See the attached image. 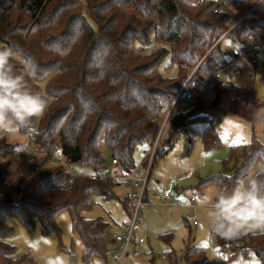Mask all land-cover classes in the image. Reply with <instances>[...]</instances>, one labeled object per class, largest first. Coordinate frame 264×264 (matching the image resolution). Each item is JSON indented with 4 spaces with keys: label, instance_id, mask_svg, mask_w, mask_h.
I'll return each instance as SVG.
<instances>
[{
    "label": "trees",
    "instance_id": "16d2710c",
    "mask_svg": "<svg viewBox=\"0 0 264 264\" xmlns=\"http://www.w3.org/2000/svg\"><path fill=\"white\" fill-rule=\"evenodd\" d=\"M231 8L241 14L251 10L223 36L236 21ZM259 32L264 33V0H0V48L12 47L35 62L37 73L30 83L49 101L38 129L29 136L41 155L24 160L11 176L12 162L3 157L16 151L15 144L0 136V264H42L29 253L15 254L16 246L4 239L13 233L11 216L30 232L39 222L44 234L60 237L56 217L61 211L69 213L80 236L82 259H106L112 224L83 212L94 206L96 195L114 198L118 184L85 174L72 177L54 155L99 172L108 170L104 144L112 160L133 168L135 154L153 146L188 69L195 70L185 79V92L197 77L212 76L228 64L224 40L251 45L264 41ZM153 39L160 45L147 51ZM167 55L177 66L175 76L161 72ZM256 72L257 59H244L233 71V82L215 79L213 84L218 98L234 88L230 110L250 121L260 105ZM179 100L164 124L152 166L189 122L204 117L194 114L201 102L181 111L176 109ZM35 121L20 132L29 131ZM203 140L206 146L220 143L210 123ZM192 142L188 135L187 148ZM242 156L233 173L224 167L201 184H228L246 173L253 160L264 158V144L253 137ZM123 204L126 209L124 199ZM218 243L244 254L253 251L264 264V232L235 239L218 236ZM68 252L72 256L73 248ZM168 255L176 258L173 251ZM183 257L202 260L206 252L189 248Z\"/></svg>",
    "mask_w": 264,
    "mask_h": 264
},
{
    "label": "rangeland",
    "instance_id": "374dc122",
    "mask_svg": "<svg viewBox=\"0 0 264 264\" xmlns=\"http://www.w3.org/2000/svg\"><path fill=\"white\" fill-rule=\"evenodd\" d=\"M247 8L244 9V12ZM233 10L234 20H238L244 13ZM232 20V17L231 19ZM235 21V22H236ZM160 43L152 40V46L147 51L159 47ZM223 45L227 51L228 64L231 71H235L238 62L244 60L232 56V46H246L237 44L232 39H226ZM262 64L264 75V55L257 59ZM161 72L167 76L177 74V66L171 63V56L167 55L160 65ZM194 68L188 69L186 77L191 76ZM185 79L181 82L184 84ZM215 78L212 76H199L193 81L186 92H194L189 99H180L176 109L184 111L199 101L203 106L195 110V115L204 116L189 122L186 130L181 132L170 147L165 145V154L156 158L147 183L146 200L140 209L141 224L135 231V237L144 239L142 246L131 244L129 254L125 256L122 264H261L260 258L250 251L244 254L239 248H221L218 235L206 227L204 209L200 202L205 193L218 186L217 184L202 185L203 179L210 175L220 173L227 167L229 174L243 162V152L248 150L253 137L264 144V130H258L253 122L233 113L230 110V100L235 96L234 88L223 92L218 98V92L213 86ZM44 86V83H42ZM256 97L260 105L257 110L264 108V76L256 79ZM40 119L36 118L34 126L27 132L15 135L0 134L15 144L16 151L8 152L3 158L12 162L9 176L26 159L39 157L41 152L36 150L30 137L39 127ZM210 123L220 138L217 145L206 146L203 140L205 125ZM163 124V123H162ZM235 125L242 126L236 128ZM188 135L193 138L191 148H187ZM165 136H168V134ZM243 136L247 143H235ZM108 172L112 169V155L103 144ZM0 158V161L3 159ZM141 158L138 152L135 161ZM76 169L83 173H92L90 169L76 165ZM154 189H158L155 193ZM115 197L105 199L101 195L95 196V204L90 210L83 212L87 218L103 217L111 222L112 227L106 235V244L109 254L106 259L96 258L92 263L82 259L83 243L80 236L72 228V221L67 211H61L56 221L61 228V236L47 235L41 231L38 222L34 232L24 227L16 216L9 218L13 233L4 239L16 246L15 254L29 253L42 264H117L119 258V243L115 240L116 233L122 232L119 224L129 222V216L123 204L127 187L115 185ZM165 192L170 194L169 199H163ZM196 197L194 203L191 198ZM261 233V232H256ZM249 233V234H256ZM246 234V235H249ZM194 247H203L206 258L202 260L187 261L183 257L185 250ZM73 248V255L68 250ZM169 251L176 253V258L169 257Z\"/></svg>",
    "mask_w": 264,
    "mask_h": 264
},
{
    "label": "clouds",
    "instance_id": "9594fccd",
    "mask_svg": "<svg viewBox=\"0 0 264 264\" xmlns=\"http://www.w3.org/2000/svg\"><path fill=\"white\" fill-rule=\"evenodd\" d=\"M37 68L12 47L0 48V134H18L33 118L44 115L48 98L30 83ZM252 122L264 130V108L253 113ZM200 206L206 227L222 238L264 232V158L253 160L247 172L230 183L210 189Z\"/></svg>",
    "mask_w": 264,
    "mask_h": 264
},
{
    "label": "built area",
    "instance_id": "2783aa9c",
    "mask_svg": "<svg viewBox=\"0 0 264 264\" xmlns=\"http://www.w3.org/2000/svg\"><path fill=\"white\" fill-rule=\"evenodd\" d=\"M250 10L251 8L247 9L246 12L242 16H240L238 20L223 34V36L226 33L230 32L235 24L241 22L243 20V17L247 15ZM259 33L261 36L264 37V33L261 32ZM248 46L251 49V51H249L246 46H236V45L232 46V56L235 58H242V59H248V58L258 59L259 57L264 55L263 40L252 42L251 45ZM256 76L258 79H262L264 76L262 72V64L260 62L257 63ZM190 77H192V75L188 76V79ZM213 77L215 79H220L223 83L233 82V72L231 71L230 65L229 64L223 65L219 70H217L213 74ZM187 80L184 82L179 92L177 93L176 98L172 106L170 107L167 115H169L172 107L174 106L175 102L178 99L185 100L193 96L194 92L192 91L185 92ZM166 120H167V116L162 124L160 132L157 138L155 139L153 146L149 147L148 149H143L138 153L141 159L139 160V162H136L133 168H127L126 166L122 165L119 160L113 159L112 169L110 172H108L107 170H103L99 172L83 173L76 169V164L69 163L67 160L62 158L58 153L54 155L55 158L57 159V162L62 164L65 167V169L71 174L72 177L78 174H85L87 176H90L92 179H103V180L112 179L118 185L124 184L127 187V192L124 196V200L126 204V211L129 216V222L125 223L123 225L122 232L116 234L115 236L116 240L119 243V248H120L117 264H122L125 256L129 254V246L131 244L142 246V244L144 243V239L142 237L139 238L138 240L136 239L135 231L139 228L141 224L139 213L141 207L143 206L146 200V191H147V183L149 180V174L155 156L158 140ZM145 158L147 159L146 164L143 162ZM70 182H72V180ZM154 191L155 193L159 192L158 189H154ZM162 198L167 200L170 198V194L168 192H165ZM195 201H196V197H192L191 202L194 203ZM70 264H75V263L71 261Z\"/></svg>",
    "mask_w": 264,
    "mask_h": 264
},
{
    "label": "snow or ice",
    "instance_id": "6c2138e0",
    "mask_svg": "<svg viewBox=\"0 0 264 264\" xmlns=\"http://www.w3.org/2000/svg\"><path fill=\"white\" fill-rule=\"evenodd\" d=\"M236 128H241L242 126L240 125H235ZM241 141H243L244 143H247V141L244 139L243 136H240L238 140L235 141V143L239 144Z\"/></svg>",
    "mask_w": 264,
    "mask_h": 264
},
{
    "label": "crops",
    "instance_id": "0c3cea01",
    "mask_svg": "<svg viewBox=\"0 0 264 264\" xmlns=\"http://www.w3.org/2000/svg\"><path fill=\"white\" fill-rule=\"evenodd\" d=\"M148 200V199H147ZM146 200V201H147ZM126 222L124 221L121 225L119 224V226H120V228H121V230L123 229V225L125 224ZM111 227H112V225H111ZM117 234V233H116ZM116 236V235H115ZM115 240H116V238H115ZM116 242L118 243V241L116 240Z\"/></svg>",
    "mask_w": 264,
    "mask_h": 264
},
{
    "label": "water",
    "instance_id": "95a60500",
    "mask_svg": "<svg viewBox=\"0 0 264 264\" xmlns=\"http://www.w3.org/2000/svg\"><path fill=\"white\" fill-rule=\"evenodd\" d=\"M167 117H168V115H167Z\"/></svg>",
    "mask_w": 264,
    "mask_h": 264
}]
</instances>
